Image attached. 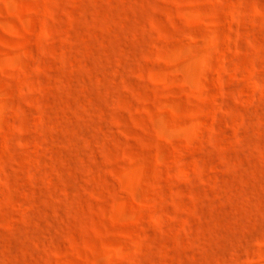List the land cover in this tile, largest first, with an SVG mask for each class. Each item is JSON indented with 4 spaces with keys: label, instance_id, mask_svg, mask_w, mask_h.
Returning <instances> with one entry per match:
<instances>
[{
    "label": "rangeland",
    "instance_id": "rangeland-1",
    "mask_svg": "<svg viewBox=\"0 0 264 264\" xmlns=\"http://www.w3.org/2000/svg\"><path fill=\"white\" fill-rule=\"evenodd\" d=\"M0 264H264V0H0Z\"/></svg>",
    "mask_w": 264,
    "mask_h": 264
}]
</instances>
